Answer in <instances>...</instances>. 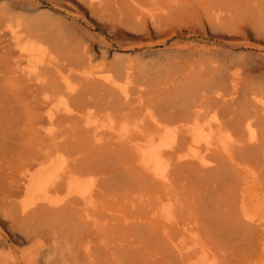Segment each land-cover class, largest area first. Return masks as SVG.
Instances as JSON below:
<instances>
[{
	"label": "rangeland",
	"instance_id": "1",
	"mask_svg": "<svg viewBox=\"0 0 264 264\" xmlns=\"http://www.w3.org/2000/svg\"><path fill=\"white\" fill-rule=\"evenodd\" d=\"M245 1L0 0L6 71L0 78L1 129L13 134L0 160V264H87L80 242L97 244L95 255L106 256L105 264L111 254L122 264H246L238 262L244 247L264 242L262 162L220 153L207 171L191 158L204 149L181 133L166 179L145 170L153 149L170 140L169 132L183 126L217 133L208 124L211 111L197 122L176 123L167 116L188 84L221 85L227 101L244 82L247 88L264 83V30ZM236 6L248 10L245 17L216 21V11ZM21 48L27 59L15 54ZM45 96L51 98L48 106ZM58 101L70 110L50 125L45 117ZM36 151L57 155L52 182H46L49 163L22 169ZM186 154L187 160L180 159ZM58 202L68 203L62 211L51 210ZM35 206L33 215L21 216ZM99 241L108 243L110 255ZM263 259L259 251L253 261Z\"/></svg>",
	"mask_w": 264,
	"mask_h": 264
},
{
	"label": "bare ground",
	"instance_id": "2",
	"mask_svg": "<svg viewBox=\"0 0 264 264\" xmlns=\"http://www.w3.org/2000/svg\"><path fill=\"white\" fill-rule=\"evenodd\" d=\"M77 1V0H75ZM92 4H100L101 0H87ZM116 1V0H115ZM226 1V0H225ZM241 3L240 1H236ZM235 2V4H236ZM246 3H250V10L252 14V20H254L257 23H260L263 30H264V0H246ZM233 3V2H231ZM116 4V3H115ZM200 4V3H199ZM149 5V4H148ZM222 5V4H221ZM238 5V4H237ZM247 5V4H246ZM246 5H244L246 7ZM101 6V5H100ZM177 6V5H176ZM153 7V6H151ZM173 7V6H172ZM199 7V6H198ZM216 8V7H215ZM103 9V8H102ZM248 9V8H247ZM104 10V9H103ZM246 8H240L236 6L235 9L232 10V8H223L219 11L215 12V18L217 20H221L223 18H227L228 20H232L236 15H239L240 18L241 16H244L247 14ZM175 12V11H174ZM213 14V12H211ZM108 15V14H107ZM167 17V16H166ZM94 19V18H93ZM173 19V18H172ZM171 19V20H172ZM243 19V18H242ZM241 19H239L240 21ZM244 20V19H243ZM24 21V20H23ZM139 21V20H138ZM242 21V20H241ZM229 22V21H228ZM244 22V21H243ZM184 23V22H182ZM226 23V21H225ZM247 23V22H246ZM139 24V23H138ZM185 24V23H184ZM214 25V24H213ZM218 24H216L217 26ZM257 25V24H256ZM257 27V26H255ZM260 28V27H259ZM165 29V28H164ZM232 29V28H231ZM29 30V29H28ZM34 30V29H33ZM37 30V29H36ZM250 30V29H249ZM252 31V30H251ZM112 32V31H111ZM28 33H30L28 31ZM40 33V32H39ZM42 34V33H41ZM26 35V34H25ZM28 35V34H27ZM35 35V34H34ZM30 37H36V36H30ZM228 37V36H227ZM251 37V36H250ZM249 37V38H250ZM58 39V38H57ZM49 40V39H48ZM46 41V40H45ZM34 42V41H33ZM58 42V41H56ZM64 42V41H63ZM5 42H1L3 44ZM35 43V42H34ZM62 46V44H61ZM68 46V45H67ZM9 47H4L5 50H7ZM53 49V48H52ZM72 49V48H71ZM237 49V48H236ZM26 49L21 48L18 49L17 52H15L16 55H18L19 60L22 59H27L26 55ZM202 51V50H201ZM211 52V51H210ZM230 52V51H229ZM76 53V52H75ZM4 54H10L8 51H5ZM199 54V53H198ZM66 55V54H65ZM203 55V54H202ZM6 56V55H5ZM4 56V57H5ZM218 56V55H217ZM243 56V55H241ZM246 56V55H245ZM212 57V56H211ZM231 57V55H230ZM241 58V57H240ZM239 58V59H240ZM2 59V58H0ZM83 59V58H82ZM215 59V58H214ZM226 59V58H225ZM238 59V58H237ZM236 59V60H237ZM247 59V58H245ZM85 60V59H84ZM206 60V59H205ZM241 60V59H240ZM72 61V59H71ZM254 61V60H253ZM192 62V61H191ZM227 62V61H226ZM243 62V61H242ZM173 63V62H172ZM225 63V62H224ZM230 63V60H229ZM238 63V62H237ZM252 63V62H251ZM211 64V63H210ZM233 64V62H232ZM16 65V64H15ZM118 65V64H117ZM199 65V64H198ZM223 65V64H222ZM246 65V64H245ZM72 66V65H71ZM119 66V65H118ZM222 67V66H221ZM227 67V66H226ZM234 67V66H233ZM257 67V66H256ZM73 68V67H72ZM115 67H113L112 70H114ZM121 68V66H120ZM119 68V69H120ZM249 68V67H248ZM3 61L0 60V78L3 77L6 73L5 70H3ZM75 69V68H74ZM78 69V68H77ZM82 69V68H81ZM117 69V68H116ZM210 69V68H209ZM258 69V68H257ZM79 70V69H78ZM135 70V69H134ZM205 70V69H204ZM206 71V70H205ZM220 71V70H219ZM225 71V70H224ZM14 72V71H12ZM218 72V71H217ZM224 73V72H223ZM222 73V74H223ZM240 73V72H239ZM135 74V73H134ZM204 74H206L204 72ZM251 74V73H250ZM20 75V74H19ZM117 75V73H116ZM136 75V74H135ZM183 75V74H182ZM26 76V75H24ZM124 76V74H123ZM205 76V75H204ZM208 76V75H207ZM210 76V75H209ZM223 76V75H222ZM221 76V77H222ZM242 76V75H241ZM262 76V75H261ZM264 76V75H263ZM119 77V76H118ZM56 78V77H54ZM80 78V77H79ZM121 78V77H120ZM120 78L118 80H120ZM207 78V77H206ZM84 79V78H83ZM211 79V78H210ZM209 79V80H210ZM213 79V78H212ZM260 79V78H259ZM264 79V78H263ZM123 80V79H122ZM221 80V79H220ZM17 81V80H16ZM32 81V80H31ZM121 81V80H120ZM213 81V80H212ZM193 82V81H192ZM220 82V81H219ZM221 83V82H220ZM230 83H232V80H230ZM18 84V83H16ZM199 84V83H198ZM254 87L247 88L248 83L244 82L242 84V87H245L241 89L240 87L237 89V91H233L231 95H235L236 97L230 98L227 101H224L223 95H221L219 92L222 91V88L220 86L216 87L210 86L209 84L206 85H189L188 88L182 93L181 98H180V103L177 104V107H172L169 109L167 112V116L169 117H174V121L176 123H183V122H189V121H194L197 122V120L206 112H213V116L209 119L208 124H214L216 126L217 133H206L204 128L201 130H197L195 128H187L186 130H181L183 126L180 128H177L174 130V132H169L171 134V138L168 142L164 144H159L156 149H153V152L149 155L148 161L149 165L146 166L147 172L152 174L157 179H166L167 177V172L166 168L168 163L174 158L177 152V140L180 136V134H184L187 136H191L192 143L196 145L198 149H204V153H194L191 158L193 159V163L197 164L200 166L202 169L209 170L212 167L211 165L214 164V162L217 161V157L220 156V153L226 155H238V158L240 160L242 159H247V158H252L254 162H262L264 164V151L262 150V143L264 142L262 138L264 137V131H263V126H264V83H261L258 85V82L256 83ZM187 85V84H185ZM233 86V85H231ZM39 87V86H37ZM223 87V86H222ZM3 88V87H2ZM11 89V88H10ZM185 89V88H184ZM215 89V90H214ZM3 90V89H2ZM13 90V89H11ZM246 90V91H245ZM8 91V90H7ZM17 91V90H16ZM92 91V90H90ZM18 92V91H17ZM23 92V91H22ZM21 92V93H22ZM32 92V91H31ZM137 92V91H136ZM83 93V92H82ZM7 94V93H6ZM11 94V93H10ZM146 94V93H145ZM2 95V94H1ZM0 95V96H1ZM13 95V94H12ZM26 95V94H25ZM31 95V94H30ZM68 96L71 97V94L68 93ZM83 95V94H82ZM135 95V94H134ZM4 96V95H3ZM14 96V95H13ZM27 96V95H26ZM29 96V95H28ZM87 96V94H86ZM32 97V96H31ZM30 97V98H31ZM12 97H10L11 99ZM94 98V97H93ZM14 99V98H13ZM31 100V99H30ZM99 100V99H98ZM128 100V99H127ZM14 101V100H13ZM75 101V100H74ZM120 101V100H119ZM152 101V100H151ZM70 102V101H69ZM101 102V101H100ZM107 102V101H106ZM115 102V101H114ZM31 103V102H30ZM44 103L48 106L51 104V98L45 96L44 97ZM98 103V102H97ZM102 103V102H101ZM152 103V102H151ZM222 103V106H219ZM0 160L1 158L4 157V152L7 150L8 146L12 144V142L8 143V140L10 139V136L12 137V133H8L7 131H3L2 128V111H3V102L0 101ZM27 104V103H26ZM76 104V103H75ZM153 104V103H152ZM22 105V104H21ZM20 105V106H21ZM73 105V104H72ZM101 105V104H99ZM155 105V104H154ZM25 106V105H24ZM103 106V104H102ZM158 107V106H157ZM156 107V109H157ZM166 107V106H165ZM252 110V108H254ZM101 108V106H100ZM104 108V107H103ZM70 107L68 106L67 103H63L61 101H58V104L54 106L52 109L48 110L47 115L45 117V120L48 124H53L54 121L58 118L61 117L60 113H63L62 117L68 116ZM103 110V109H102ZM258 110L260 112H258ZM7 111V110H6ZM24 111V110H23ZM75 111V110H74ZM104 111V110H103ZM108 111V109H107ZM106 111V112H107ZM135 111V110H134ZM163 111V110H162ZM113 113V110H112ZM169 113V114H168ZM8 114V113H7ZM86 114V113H85ZM134 114V113H133ZM163 114V112H162ZM212 114V113H211ZM141 116V115H140ZM21 117V116H20ZM157 116H152L153 123L157 124L159 123L157 119H155ZM126 118V117H125ZM131 118V117H130ZM207 118H209L207 116ZM13 119V118H12ZM19 119V118H17ZM42 119V118H41ZM202 119V118H201ZM127 120V119H126ZM131 120V119H130ZM5 121V118H4ZM20 121V120H19ZM72 122V121H71ZM84 122V121H83ZM169 122V121H168ZM39 123V122H37ZM81 123V122H80ZM128 123V122H127ZM39 125V124H37ZM131 125V124H130ZM6 126V125H5ZM14 128V127H13ZM16 128V127H15ZM23 128V127H22ZM64 128V127H63ZM95 129V128H94ZM23 130V129H22ZM64 130V129H63ZM24 131V130H23ZM22 131V133H23ZM65 131V130H64ZM67 131V130H66ZM165 131V129H164ZM158 132V131H157ZM162 132V131H160ZM25 133V132H24ZM44 133V132H43ZM65 133V132H64ZM21 134V133H20ZM42 134V133H40ZM45 134V133H44ZM23 135V134H22ZM85 135V134H83ZM28 136V135H27ZM58 135H56L57 137ZM24 137V136H23ZM115 137V136H114ZM120 137V135H119ZM216 137H219V139H216ZM61 138V136H60ZM111 138V137H110ZM74 139V138H73ZM116 139V138H114ZM185 140V138H183ZM70 140V139H69ZM70 142V141H69ZM72 142V141H71ZM77 142V141H76ZM80 142V141H79ZM30 143V142H29ZM37 143V142H35ZM112 143V142H111ZM32 144V143H31ZM113 144V143H112ZM68 145V144H67ZM74 145V144H73ZM188 145V143H187ZM184 146V144H183ZM186 146V145H185ZM15 147V146H14ZM73 148V147H72ZM84 148V146H83ZM12 149V146H11ZM15 149V148H14ZM99 149V148H98ZM9 150V148H8ZM81 150V149H80ZM125 150V149H124ZM16 151V150H15ZM29 151V150H27ZM10 152H13L10 150ZM106 152V151H105ZM104 152V153H105ZM15 153V152H14ZM13 153V154H14ZM32 153V152H31ZM108 153V152H107ZM10 154V153H8ZM74 154V153H73ZM72 154V156H73ZM93 154V153H91ZM122 154V153H121ZM62 155V154H61ZM119 155V154H118ZM15 156V155H14ZM57 155L55 153H40V151H36L32 154L31 157L27 158L25 162L22 165L23 170H30L33 169L34 166L38 165H45V164H50L45 171H47L48 176L46 177V182H49L52 178V163L54 162V159L56 158ZM71 156V157H72ZM123 156V155H122ZM66 157V156H65ZM99 157V156H98ZM76 158V157H75ZM189 158V155L186 154L185 156L181 157L180 159L187 160ZM234 158V157H233ZM42 160V161H41ZM62 160V159H61ZM87 160V159H86ZM14 161V160H13ZM95 161V160H94ZM102 161V160H101ZM191 161V160H190ZM93 162V161H92ZM215 162V163H216ZM221 162V161H220ZM148 163V162H147ZM219 163V162H218ZM222 163V162H221ZM220 163V164H221ZM224 163V162H223ZM222 163V164H223ZM21 164V163H19ZM103 164V163H102ZM219 164V165H220ZM113 165V164H112ZM262 165V164H261ZM19 166V165H18ZM97 166V165H96ZM127 166V165H126ZM221 169L225 165H220ZM219 166V167H220ZM231 166V165H230ZM92 167V166H91ZM90 167V168H91ZM94 167V166H93ZM104 167V166H103ZM214 166V168H219ZM41 168V167H40ZM123 168V167H122ZM262 170V167H260ZM63 169V168H62ZM61 169V170H62ZM111 169V168H110ZM220 169V170H221ZM238 170V169H235ZM232 170V171H235ZM97 171V170H96ZM101 171V170H100ZM103 171V170H102ZM109 171V170H108ZM125 171V170H124ZM212 171V170H211ZM95 172V171H94ZM99 172V171H97ZM214 172V171H213ZM237 172V171H236ZM140 173V172H139ZM96 174V173H95ZM133 174V173H132ZM115 175V174H114ZM134 175V174H133ZM243 175V173H242ZM118 176V175H117ZM238 176V175H237ZM59 177V176H58ZM239 177V176H238ZM24 179L26 182H29V177L24 176ZM35 180H39V178H34ZM111 179V177H110ZM109 179V180H110ZM143 179V178H142ZM226 179V178H225ZM4 180V179H3ZM7 180V179H5ZM112 180V179H111ZM110 180V181H111ZM141 180V179H140ZM158 181V180H157ZM52 182V180H51ZM148 182V181H147ZM156 182V180H155ZM261 182V181H260ZM263 182V181H262ZM117 183V182H116ZM157 183V182H156ZM179 183V182H178ZM53 184V183H52ZM59 184V183H58ZM98 184V182H97ZM114 184V183H113ZM173 184V183H172ZM1 185V184H0ZM48 185V184H47ZM54 185V184H53ZM101 185V184H100ZM111 185V184H110ZM109 185V186H110ZM155 185V184H153ZM158 185V184H157ZM98 186V185H97ZM108 186V187H109ZM163 186V185H162ZM104 187V186H103ZM107 187V186H106ZM131 187V186H130ZM129 187V188H130ZM153 187V186H152ZM158 188V187H157ZM156 188V189H157ZM262 188V187H260ZM113 189V187H112ZM111 189V190H112ZM159 189V188H158ZM62 190V189H61ZM110 190V189H109ZM114 190V189H113ZM137 190V189H136ZM179 190V189H178ZM116 191V190H115ZM61 192V191H60ZM129 192V191H128ZM159 192V191H158ZM187 192V191H186ZM46 193H49L47 191ZM88 193V192H87ZM98 193V192H97ZM123 193V192H122ZM161 193V192H160ZM120 194V193H119ZM118 194V195H119ZM132 194V193H130ZM152 194V192H151ZM164 194V193H162ZM107 195V194H106ZM110 195V194H109ZM145 195V194H144ZM153 195V194H152ZM86 196V195H85ZM94 196V195H93ZM121 196V195H120ZM155 196V195H154ZM168 196V195H167ZM183 196V195H181ZM124 197V196H123ZM142 197V196H141ZM165 197V196H164ZM187 197V196H186ZM38 198V195L35 194L33 196V201L32 205L35 204L36 199ZM145 198V197H144ZM122 199V198H121ZM164 199V198H163ZM108 200V199H107ZM119 200V199H118ZM207 200V199H206ZM113 201V200H112ZM193 201V200H191ZM190 201V202H191ZM99 202V201H98ZM97 202V203H98ZM189 202V204H191ZM67 203H63L62 205H59L58 203L54 204L53 209L54 211H62L65 209V206H67ZM73 203V202H72ZM95 203V202H94ZM100 203V202H99ZM111 203V202H110ZM183 203V202H182ZM74 204V203H73ZM79 204V203H78ZM113 204V202H112ZM134 204V202H133ZM204 204V203H203ZM59 205V206H58ZM98 205V204H97ZM101 205V204H100ZM104 205V204H103ZM114 205V204H113ZM136 205V204H135ZM217 205V204H216ZM228 205V204H227ZM226 205V206H227ZM230 205V204H229ZM13 206V204H12ZM16 206V205H15ZM74 206V205H73ZM93 206V205H92ZM10 207V206H9ZM220 207V206H219ZM36 206L34 208H31L28 212L25 210L21 212V216L23 218L27 217L30 213H33L36 211ZM101 208V207H100ZM109 208V207H108ZM88 209V208H87ZM112 209V208H111ZM155 209V207H154ZM20 210V208H19ZM91 210V209H90ZM115 210V209H114ZM141 210V209H140ZM151 210V209H150ZM66 211V210H65ZM74 211V210H73ZM12 212V211H11ZM80 212V211H78ZM100 212V211H99ZM137 212V211H136ZM16 213V211H15ZM29 213V214H28ZM68 213V212H67ZM101 213V212H100ZM38 214V212H37ZM72 214V213H71ZM82 214V213H81ZM96 214V212H95ZM243 214V213H242ZM17 215V213H16ZM103 215V214H101ZM226 215V214H225ZM67 216V214H66ZM74 216H77L74 215ZM229 216V215H228ZM80 217V216H79ZM82 217V215H81ZM220 217V216H219ZM69 218V217H68ZM105 218V217H104ZM192 218V217H191ZM8 219V218H7ZM21 219V218H20ZM81 219V218H80ZM84 219V218H82ZM98 219V218H97ZM96 219V221H97ZM121 219V218H120ZM104 220V219H103ZM227 220V219H226ZM241 220V219H239ZM247 221L246 219H244ZM21 221V220H20ZM122 221V220H121ZM201 221V220H200ZM228 221V220H227ZM233 221V220H232ZM231 221V222H232ZM22 222V221H21ZM82 222V221H81ZM126 222V221H125ZM23 223V222H22ZM118 223V222H117ZM250 223V222H249ZM14 224V223H13ZM99 224V223H98ZM139 224V223H138ZM227 224V223H226ZM74 225V224H73ZM91 225V224H90ZM93 225V224H92ZM119 225V224H118ZM122 225V224H121ZM234 225V224H233ZM247 225V224H245ZM120 226V225H119ZM129 226V225H128ZM203 226V225H202ZM237 226V225H236ZM244 226V225H243ZM99 227V226H98ZM97 227V228H98ZM118 227V226H117ZM132 227V226H130ZM175 227V226H174ZM229 227V226H228ZM94 228V227H93ZM100 228V227H99ZM72 229V227H71ZM179 229V228H178ZM243 229V228H242ZM91 230V229H90ZM136 230V229H135ZM134 230V231H135ZM236 230V229H235ZM234 230V231H235ZM9 231V230H8ZM74 231V229L72 230ZM88 231V230H87ZM92 231V230H91ZM106 231V230H105ZM55 232V231H54ZM53 232V233H54ZM75 232V231H74ZM73 232V233H74ZM33 233V232H32ZM127 234V233H126ZM129 235V233H128ZM152 236V234L150 235ZM129 237V236H128ZM159 237V236H158ZM51 238V237H50ZM207 238V237H205ZM241 238V237H240ZM84 239V238H83ZM125 239V238H123ZM122 239V240H123ZM128 239V238H127ZM210 241V240H209ZM213 241V239H212ZM100 242V241H99ZM124 241H122L123 243ZM160 242V241H159ZM207 242V241H205ZM211 242V241H210ZM243 242V241H242ZM93 242H80L83 255L88 259L89 264H105V257H99L95 255L94 250L97 248L96 246H92ZM208 243V242H207ZM215 243V242H214ZM121 244V243H120ZM153 243H151L152 245ZM211 244V243H210ZM209 244V245H210ZM220 244V243H218ZM240 244V243H239ZM62 245V244H61ZM122 245V244H121ZM208 245V246H209ZM59 246V245H56ZM159 246V245H158ZM53 247V246H52ZM100 248L104 250L105 254H109L111 251L110 247L108 246L107 242H100ZM99 248V250H101ZM157 249V248H156ZM216 249V248H215ZM162 250V249H161ZM160 251V249H159ZM166 251V250H165ZM173 251V250H172ZM179 251V250H178ZM212 251V250H211ZM218 251V250H217ZM240 251V250H239ZM262 252L264 255V242H251L247 246L244 247V249L240 252L241 254L239 255L238 262H243L246 264H255L254 263V257L258 252ZM52 252H54L52 250ZM51 252V253H52ZM58 252V251H57ZM102 252V251H101ZM171 252V251H170ZM181 252V251H180ZM123 253V252H122ZM223 253V252H222ZM110 255V254H109ZM113 258L110 260V264H122V261L119 257H116L114 254H111ZM191 255V254H190ZM173 256V255H172ZM55 257V256H54ZM80 257V256H79ZM174 257V256H173ZM108 258V257H107ZM86 259V260H87ZM106 260H109L106 259ZM140 260V259H139ZM78 261V260H77ZM80 261V260H79ZM264 264V259L263 261L261 260ZM60 263V262H59ZM58 263V264H59ZM87 263V261H86ZM87 263V264H88ZM139 263V262H138ZM109 264V263H108ZM156 264V263H155Z\"/></svg>",
	"mask_w": 264,
	"mask_h": 264
}]
</instances>
